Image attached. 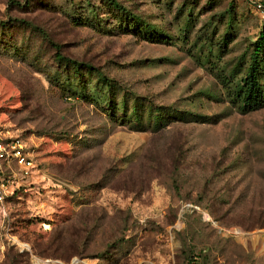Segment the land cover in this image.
<instances>
[{
  "label": "rangeland",
  "instance_id": "1",
  "mask_svg": "<svg viewBox=\"0 0 264 264\" xmlns=\"http://www.w3.org/2000/svg\"><path fill=\"white\" fill-rule=\"evenodd\" d=\"M13 1L0 0V131L31 165L3 169L0 264H264V106L243 113L235 94L264 11ZM109 96L128 113L143 97L142 123L110 116Z\"/></svg>",
  "mask_w": 264,
  "mask_h": 264
},
{
  "label": "trees",
  "instance_id": "2",
  "mask_svg": "<svg viewBox=\"0 0 264 264\" xmlns=\"http://www.w3.org/2000/svg\"><path fill=\"white\" fill-rule=\"evenodd\" d=\"M11 1H12V4L13 2H15L13 0ZM242 1L247 3L248 7L251 10L253 11L260 10V7H258L253 2H250L248 0H242ZM108 3L113 5V8L122 10V12H126L124 7L121 6L120 4L119 5L116 4L114 0H108ZM261 3H262V8L264 9V1L261 0ZM16 4H19V3L16 2ZM133 17L136 18L137 16L133 15ZM139 20H142V19H139ZM230 20H231V17L228 19L227 26L230 25ZM15 21H19V25H21L20 23L26 24V26H24L26 28L28 26L33 27L31 24L27 23V21L25 20L21 19V20H15ZM76 23L77 24L81 23V16L80 17L78 16L76 18ZM130 23H133V19H130ZM151 27L153 26H151L148 23L145 25L143 24L142 27L139 28V31H143V28H144L143 34H147V33L152 34L151 36H154L153 38L160 39L162 41H166L170 39L169 36L163 34L160 31L155 32L154 29L151 30L152 29ZM226 43H227V40H225L224 38L223 44H226ZM252 44H253V47L251 48V51L249 53V64L246 68V72L244 76L240 78V81L237 84L238 90L237 92H235L236 96H238L239 98V108L241 112L243 113L254 111L264 106V88L261 84L260 76H259V73H260L259 66L261 64V61L262 62L264 61V28H262L259 31L257 38L253 41ZM60 59L65 60L63 57H60ZM66 66L69 67V69H71V73L73 74V76L76 75L77 77H80L83 75L81 73L82 69L87 72H91V69H92V67L87 64L78 63L75 61L71 62L69 60L67 61ZM67 80H69V78L65 79V81ZM98 80L103 81L110 88L111 86H114V84L111 82L112 80L106 78L105 76H100ZM78 94L83 96L81 93H78ZM115 97L109 96L108 98L109 100L108 107H110V116H114L115 113L121 109L120 112L122 113V116L115 117V119L119 118L121 121H127V122L132 121V122H136V124L142 123V117H141L142 114H140L139 111H141V109L143 108V104H145L143 103L144 101L143 97L134 98L130 113H128V106H127L126 100L122 101V108H120L119 104L116 105ZM146 105H150V104H146ZM149 107H150V112H149L150 119L148 123H153L154 127H158V125L160 124L163 118L162 114H160L161 113L160 108L157 109L152 106H149Z\"/></svg>",
  "mask_w": 264,
  "mask_h": 264
},
{
  "label": "built area",
  "instance_id": "3",
  "mask_svg": "<svg viewBox=\"0 0 264 264\" xmlns=\"http://www.w3.org/2000/svg\"><path fill=\"white\" fill-rule=\"evenodd\" d=\"M255 3L260 7L259 11H264L262 8L261 0H248ZM16 163L21 167L23 172L27 173V169L31 165V161L23 152V148L17 139H10L0 131V202H3L6 194L8 178L4 174L3 169L11 166L12 163ZM37 264H62L57 260L44 259L38 260Z\"/></svg>",
  "mask_w": 264,
  "mask_h": 264
}]
</instances>
